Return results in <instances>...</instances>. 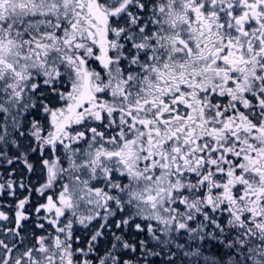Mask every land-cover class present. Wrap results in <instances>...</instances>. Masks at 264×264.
Returning <instances> with one entry per match:
<instances>
[{
	"label": "snow or ice",
	"instance_id": "snow-or-ice-1",
	"mask_svg": "<svg viewBox=\"0 0 264 264\" xmlns=\"http://www.w3.org/2000/svg\"><path fill=\"white\" fill-rule=\"evenodd\" d=\"M0 264H264V0H0Z\"/></svg>",
	"mask_w": 264,
	"mask_h": 264
}]
</instances>
